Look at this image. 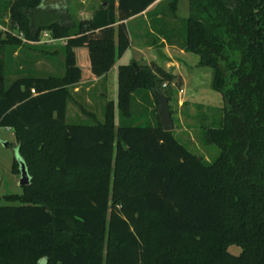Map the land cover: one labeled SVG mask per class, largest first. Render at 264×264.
Wrapping results in <instances>:
<instances>
[{
	"label": "trees",
	"instance_id": "trees-1",
	"mask_svg": "<svg viewBox=\"0 0 264 264\" xmlns=\"http://www.w3.org/2000/svg\"><path fill=\"white\" fill-rule=\"evenodd\" d=\"M107 1L90 18L62 8L37 22L44 0H0V16L22 33L0 31V126L14 129L31 178L0 195L19 202L0 203V264H264V0H189L181 26L151 18L213 70L224 104L203 127L220 148L212 160L166 130L157 107L155 123L131 118L137 89L178 78L157 63L120 64L105 119L80 103L95 122L68 121L72 86L113 66L131 43L125 19L157 0ZM179 2L160 0L149 16L175 15ZM43 30L66 40L55 42L64 73H35L22 57L13 70L20 44ZM12 169L20 173L18 158Z\"/></svg>",
	"mask_w": 264,
	"mask_h": 264
},
{
	"label": "rangeland",
	"instance_id": "rangeland-1",
	"mask_svg": "<svg viewBox=\"0 0 264 264\" xmlns=\"http://www.w3.org/2000/svg\"><path fill=\"white\" fill-rule=\"evenodd\" d=\"M103 3L106 4L108 1L44 0L43 7L36 12V21H46V17L50 16L49 13H51V17L54 18L59 15V10L62 8H68L72 16L78 20L82 16L92 13L93 10ZM47 10L49 12H47ZM178 13L180 15L178 24L181 26L182 18L189 13V0H180ZM6 30H10L18 36H22L18 28L11 26L8 13L0 16V31L4 32ZM181 30L183 31L184 27H182ZM132 32L135 33L134 30ZM55 42L57 41L53 40L50 32L43 30L40 41H28L29 44H32V47L20 44L21 49H18L15 53L17 59L12 62V69H18L21 65L19 59L21 57L25 58L27 55L28 61L26 63L34 69L33 71L35 73L63 74L65 71V55L62 51L55 52L57 46H59ZM133 52H135L134 48L129 51V55H132ZM0 54L2 55L3 53L1 52ZM188 58H190L188 60L189 64H194L195 61L199 60V55L190 52ZM141 59L142 61L144 60L142 57ZM192 68L195 70H204L208 73L207 76L203 74L202 77L204 81L200 86L193 87L189 82L185 84L179 76L171 83L166 81L173 87L172 96L169 98L170 110L175 123V128L173 130L178 139L188 145L190 149L204 156L206 159L212 160L219 154L220 148L215 143L204 142L203 127L204 125L217 124L221 116L224 100L222 93L212 87V68L199 64L194 65ZM15 75L14 73H7V83H9ZM103 85L102 81L99 80L95 84L88 81L83 83L78 82L72 86L74 97L69 103L68 121L83 123L95 122V119L82 111L80 103H83L88 109L94 110L98 120L103 121L105 119L106 102L112 98L117 99L118 80L116 73L114 86L111 84L108 86L107 84L106 88L103 87ZM75 86H79L77 91H75ZM164 88L165 85L163 83L160 91H163ZM182 88H185L186 91L184 89V92ZM104 90H106V96ZM189 94L191 98L190 96L188 97ZM155 107L159 110L160 103H157L154 91L149 88L137 89L133 93L131 118L138 123H155L158 120ZM115 121L117 125L120 122L118 108H116ZM17 144L18 141L14 129L9 126H0V195L23 191V187L20 185L21 173L15 172L12 169L14 160L18 158ZM0 203L19 202L10 201L3 197ZM230 249L235 253H239L241 247L237 244H233L230 246Z\"/></svg>",
	"mask_w": 264,
	"mask_h": 264
},
{
	"label": "crops",
	"instance_id": "crops-1",
	"mask_svg": "<svg viewBox=\"0 0 264 264\" xmlns=\"http://www.w3.org/2000/svg\"><path fill=\"white\" fill-rule=\"evenodd\" d=\"M159 1L160 0L153 2L147 7V9H145L141 13L125 19L131 39V43L126 49V51L123 53V55L118 56L116 58V61L113 64V66L110 69H108L105 73L99 76H93L89 79L80 80L79 81L80 83L91 81L92 84H95L99 80H101L102 83L104 84L103 87L107 88V84L108 86H110V84L114 86L115 73L118 80L119 65L122 63L137 62L138 65L151 64V63L160 64L164 68L174 72L175 74H177V76L181 77L185 84L186 82L191 83L193 87L200 86L202 84V82L204 81L202 77L203 74L207 76L208 73L205 72L204 70H199V69L195 70L192 68L194 65L199 64V60L195 61L194 64H189L188 60L190 58L188 57L190 56V52L192 51H188L183 47L182 45L183 39L180 38L178 35L173 36L172 39H168L163 34L157 33V28L153 25L151 18L152 19L154 18L153 19L154 22L157 23L160 20V17L163 16L165 17V20L169 25L174 26L178 24L179 22L178 18L180 16L177 11L175 15L168 13L166 14V16H164L163 13H160L158 15L154 14L152 15V17H150L148 12ZM93 12L88 15L82 16L80 19L90 18L93 15ZM133 30L135 33L132 32ZM53 40L57 41V43L59 44H64L66 42L64 38L58 40L56 38H53ZM132 48L135 49V52H133L132 55H129V51ZM141 57L144 59L143 61ZM25 58L26 61H28V57L26 56ZM30 68L32 67L30 66ZM32 70L34 69L32 68ZM78 89L79 86H75V91H77ZM182 89L184 91L185 88ZM104 91H105L104 94L106 96V90ZM189 96L191 98L190 94L188 95V97ZM117 99H118V91H117ZM117 99L114 100L117 102ZM20 185L23 187L21 183Z\"/></svg>",
	"mask_w": 264,
	"mask_h": 264
},
{
	"label": "water",
	"instance_id": "water-1",
	"mask_svg": "<svg viewBox=\"0 0 264 264\" xmlns=\"http://www.w3.org/2000/svg\"><path fill=\"white\" fill-rule=\"evenodd\" d=\"M133 64L136 66V68H139V65L137 62H133ZM1 78L2 77L0 75V79ZM155 94L157 95L159 102H160V108L158 110V113L160 115L163 127L166 130H173L175 128V123H174V119H173V116L170 110L169 98L163 91H160V90H156ZM18 159L20 161V169H21L20 183L22 185L29 184L31 181V178L28 172L26 162L23 159H21L19 156H18Z\"/></svg>",
	"mask_w": 264,
	"mask_h": 264
},
{
	"label": "built area",
	"instance_id": "built-area-1",
	"mask_svg": "<svg viewBox=\"0 0 264 264\" xmlns=\"http://www.w3.org/2000/svg\"><path fill=\"white\" fill-rule=\"evenodd\" d=\"M164 85H167V82L166 81L164 82ZM33 91H34V89H33Z\"/></svg>",
	"mask_w": 264,
	"mask_h": 264
}]
</instances>
